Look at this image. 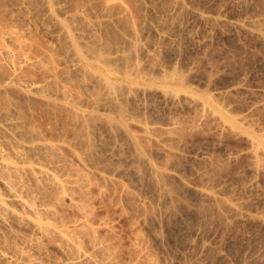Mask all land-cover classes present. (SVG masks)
<instances>
[{"label":"rangeland","instance_id":"1","mask_svg":"<svg viewBox=\"0 0 264 264\" xmlns=\"http://www.w3.org/2000/svg\"><path fill=\"white\" fill-rule=\"evenodd\" d=\"M40 1H42V0H40ZM40 1H38L39 3L37 2V4L40 5L42 3V5L44 4L43 6H45V7H43L41 5V8H42L41 9L40 6L37 5L39 7L38 8L39 10L36 8V11L39 12V14H40V12L41 13L43 12V11H40V9L44 10L43 8H46L47 4L51 3L53 6L56 3V5H54V7H52V8H53V10H56L55 12L57 14L54 13V15H56L58 18L53 15L54 11H52V13H49L51 15V17H55V22H53L52 18H50V15L47 16L48 11L46 9L45 10L47 13L45 12L46 14H44V15L42 14L43 18L45 17L46 20L44 21L41 19H37L39 21L41 20L42 22L44 21V24H47L48 28L46 25H45V27L47 28V30L49 32L46 30V28H44V30H43L44 24L41 23V21L38 22L36 19H34V17L36 15H38V14H36V12H34L35 7H37V6H35L34 8L33 7L31 8V11L34 12V14H36V15L32 14V12L29 11L30 9L27 8L28 16L30 15L29 17L31 18V16L34 15L32 18L36 22L35 21H32V22H35L34 23L35 25L32 24V22L30 21V20H32V18L30 19L28 16H25L26 10L24 12V17H27L28 19L26 21L27 23H25V22H23V23L26 24V27H27V25H29L27 28L31 27L30 28L31 30H32V27L35 30V26H38L39 29H37L38 28L37 27L36 28L37 30L35 31V33L38 32V30H40V29H41V31L46 32V33H43V35L39 34L40 31L38 33H36L35 35L38 34L37 37L38 38L41 37V40L43 43L41 42L40 39H38V40L41 43L39 41L37 42V40H36V42L39 43L38 44L39 46L41 44L46 43L45 45H43V47L45 46L44 48L47 51H48V49L51 48L52 50L50 49L49 52H52L53 54L56 53L55 56L58 57L57 58L58 60L56 59V61H55L56 57L53 58L54 60H52V63L54 62L53 65L54 64L58 65L56 68L59 69L62 66L60 68L62 71L65 66L67 68L69 66V69H70V68H72V65L74 64V63L71 64L72 63L71 58L69 60V57H70L69 53L71 51L69 52V50H68V48H69L68 45L70 43V40H67L66 36H64L65 35L64 30L66 29V27H67V29L68 28L71 29V31H72V32L70 31L71 36H72V34H74L75 36L80 37V38H77V40H75L76 37L74 35L73 36L75 38H72L73 36L72 37L70 36V38L72 39L71 41L72 42L74 41L73 43L75 44V46L77 43L78 50L80 48H82V50L80 49V51L81 52L85 51L84 53H86V54L83 53L84 58H86L85 55L87 56V58H88V56L90 57V55H91L92 59L94 58L91 61V64H93V65L95 64V66L97 64L94 61L97 62V58H98L97 55L98 54L97 55L94 54L95 53L94 49H97L96 53H97V51L100 52L101 50L99 51L98 47L94 48L93 49L94 51L91 49L93 47H95L96 45L99 46V45H101V43L103 44L104 40H106L107 37H108V39L105 42H108L107 44H109L110 43L109 37L112 36V32H113L112 30H114L115 34L118 32L117 36L114 34L115 38L119 36L122 39L120 40L117 38L116 39L117 41H116L115 38H113L114 36H112V41H111V37H110V41H111L110 44H113L112 42H114V44L116 42H117L116 44H122L120 46L123 49L121 47H118L119 50H120V48L122 49V50H120V53L124 49H125L124 51L127 52L126 54H125V52H123V55L121 54L122 58L124 57V55L126 56V58L124 57L123 60L126 59L125 61L128 60L131 62L136 61L137 57H135V59H133V56H131V55H133L132 54L133 52L131 51V50H133V48L130 45H128V46H130V48H132L129 50L128 46L126 45V43L130 44V41L129 40L127 41V39H125V38L126 37L129 38L130 36L126 35L127 34L126 31H128V30L126 29L125 25L118 23L119 21H115L116 18L113 17L115 19L114 20L112 17H110L113 15L105 16L102 14L101 16H103V17L101 18L100 14L102 11L99 13L97 12V10L98 11L101 10L98 7L99 5L96 3L97 0L96 1L95 0H88L89 2L87 0H85V2H83L84 0H82V1L79 0V2L76 0V2L79 3V7L81 6V9H83V11L81 9H76L75 7H73L71 2H69L67 0H62L63 2L61 0H58V1L52 0L53 2L51 0H45V2L42 1L41 3H40ZM70 1H72V0H70ZM73 1H72V3H75V1L74 2ZM80 1H81V4H80ZM86 1H87V3H86ZM94 1L96 4L94 3V6H93ZM137 1H139V0H136L135 3H137L138 6L140 3H141L140 7L143 4V7H141L143 9H141L142 11L140 10L141 12L139 11L141 14L140 13L137 14L136 11H135V13H133L134 10L140 9V7H137V9L133 8L134 10L131 9L132 10L131 13L135 14L134 15V19L136 18L135 21L138 20V22H139V23L137 22L138 24L136 25V22L133 21L134 23L133 22H131V23H133L134 25H132V24L131 25L134 28L137 26L135 28L138 31L137 32L135 30L136 33L139 34L137 36V40H138V38H140L139 39L140 41H138L139 43L137 45L142 46V47L140 46V48L137 47L138 50L140 49L139 52L136 51L137 53H139L138 54L139 56L137 54L134 55V56H136V55L138 56L137 61H136V63L137 62L138 63L133 64V62L132 63L129 62L130 64H127L128 63L127 62L126 64L129 65V67L126 66L124 64L125 61H123L120 58L121 57L120 53L118 54L117 51L115 52V50L117 49L116 46H118V45L113 44L114 46L111 45L113 47H110L109 46L110 44H109L108 46L114 52H112V54H111V50L108 47L107 53H106L107 56L104 53L106 51L105 50L106 48L104 49L105 51H102L101 53H103L105 55V57H107V58L110 57V59H112V57H113V59H116V60L119 58V59H121L120 61L122 63L119 60L118 61H116V60L112 61L111 60L113 67H114V64L116 67L119 66V67H117V69L111 67V68H113V70L110 69L111 64L108 65L109 68L107 65H106L107 67H105L104 64H103V67L101 64H100V66H97L98 69L101 68V69H99V71H101V73L104 76L107 75L106 77L113 80L112 82H113L114 86H117L119 84L118 82L120 81V84L122 85V87L119 88L118 95L120 97L123 94L121 96V98L117 99L118 96L116 95L114 98H116L117 100L114 99L115 104L112 103L109 96H106L110 92L106 93L108 90H105V92H104V89H106L105 87H107L106 84H104L105 82H103V83L100 82L101 83L100 85H99V82L96 83V85H95L96 89L91 88V90L94 89V91L92 90V92L96 93L95 94L96 98L98 97L97 95L101 94L102 97L99 95L101 98L98 97L97 99L93 98L94 93H92L90 89H89V91L92 93L91 95H90V92L89 91L87 92V90L85 91L84 88H82V86L79 89L78 85H81V84L77 85L78 80L77 81L75 80L76 81L75 83L77 85L76 89L78 88L77 91L83 89V91H85V92L84 93L82 92V94L77 92L76 89L73 88L72 84H70L68 82H67L68 84L66 83L67 88H68L69 84L72 86L71 87L69 85V88H73L77 92L76 94L78 97L81 95L79 98H82V95H83V98L91 96V98L94 100H98L100 98V100L102 101L101 102L100 100H98L97 101L98 105L95 104L96 107H95V105H93L92 107L91 106L89 107V106H86L85 104H81L82 107L81 106L76 107L77 105L75 106L76 109L85 110L84 112L85 113L87 112V114H89V112L93 113V114L90 113V116H92L94 118V116L96 115L97 116L96 119H98L97 122H96V120H95V122L92 121L95 118L90 119L91 122L95 123V124H90L91 126H89V124L85 125L84 129L86 128V126H89V127H87L88 129H85V130L88 131L89 132L88 134H90V135L85 133L86 131L83 133H82V131L80 132L83 134V136L85 134H87L86 136L90 137V138L89 137L87 138L86 136L83 137L85 139L84 141H86L87 144L84 141L82 142V137H81L82 143L79 141L80 144L78 143L79 145L76 144L77 146L76 145H75L76 147L74 146L76 149L72 148L73 146L68 148L69 144L72 142V141H70V140H72L71 136L73 133V132L71 133V130L73 131V129H75L74 131L78 132L76 129H79V128L75 127L74 124H73L74 126L71 124L74 122H70V121H73V118H71V119L69 118V117H71V114H73V113H69V112H71L75 109V107L70 102H65L66 103L65 105L67 106L66 107V106H64V102L59 101L58 103L62 104L64 107L62 108V105L61 106L59 105V108H57V111L62 112L65 108L67 110V108H70V106L72 105L71 108L68 109L69 114H66L67 116L70 115L69 117H67L64 113L60 114L59 112L57 113L58 115L56 114L57 116H54L55 114H53V113H55L57 111L56 110L54 111L53 109L48 108L50 111L53 110V112L52 111L50 112L48 109L45 108L46 106H44L42 101H41L42 103L40 101H38L37 104H35V105L31 104V101H30V102L26 103V105H28V106L31 105L28 108H27V106L25 107L24 103H20V105L22 104V106H20L18 104L19 105L18 107H22V108L24 107L25 108V111H23V112L21 111L22 108H17V107L11 108V105L13 106V103H11L8 106V108L9 107L11 108V111H14L11 113L15 114L16 112L20 111L19 113L21 114V116H23L24 114L27 113L26 114V115H28V116H26L27 118L25 117V115L22 117L25 123H27L26 121L28 120L27 124L29 126H27L28 127L27 129H29V127L31 128L32 125H34L33 127H35V129L32 128L34 130H32V129L31 130L33 132L36 131L37 134L39 132H41L40 134H38V137L41 135L39 137L40 140L37 141L38 140L37 139L36 140L37 142L35 141L33 143V145H38L39 143H41L42 145L47 144V145L53 146L55 144V146L56 145L58 146V145H64V143L61 144L60 142H65V144H66L67 142L70 141L68 143V146H67V144L64 145L65 146V149H63L64 151H59V150L56 151L55 150L56 151L55 152V151L51 150L52 151V153H51L49 150H46V151H40V154L39 153L33 154L32 152H30L28 150V148L31 147V145L30 144L26 145L24 143L21 144L23 140H20V136L18 134H16L17 131H15L13 128V130L15 131V134H16L15 135L12 128L10 127L12 130L11 131L9 129V126H7L11 122L13 123V122L17 121L15 118V115L17 113L15 115H13L15 121H12L13 116H12V114L11 115L8 114L10 112V109L7 108L8 109L7 114L9 116H11L12 118L11 117H9V118L4 117L6 119L5 120L3 117H1V115H3V113H2V107H0V109H1L0 111L2 113L0 115V159H1L0 160V169H1L0 170V264H149V262H151L150 264H264V225H262L263 221H264V176L263 175L262 176H256V177H255V175L252 176L251 172L248 170V168H249L248 163H250V162H248L249 158H248V154H246L248 151V149H247L248 146L246 145V142H245L246 140L244 139V138H246V137H244L245 135H243L244 138L242 136H238V135H237L238 137H236L235 134L234 135H228V136L226 135L227 138L225 137V135L224 136L220 135L223 137L222 138L219 136V133L217 135V132L214 131L215 126H214V124H212L213 122H211V121H209L208 124L202 122L201 123L202 125H200L201 126L200 127L198 125L200 123H198L197 121L195 123V120L193 117L194 111H190V110H192L191 108H188V106H184L186 104H184V102H181V101H183L182 99H180L181 103H178L179 101L177 102V104H178V105L176 104L177 107H175L176 105H173V107H170L172 104L169 105L170 104L169 101L167 102L168 99L163 98V94H165V92L167 90L164 92L163 90L165 88H163L162 84H161L162 83L161 79H163L162 78L163 76L165 77V74L167 73L168 70H170V73L168 71V74H166V75H169V74L172 75L173 73H175V71H177L179 69L180 72L177 71V73H176L177 76H174L175 74H173L174 80L178 76H180L181 78H183V76L185 78L187 77L186 80H187L188 84L185 80V82H186L185 85L187 84L186 87L189 90L191 88V91H194V92L196 91L195 97L198 100L201 101L204 99H209L211 102H213L216 105L218 103L217 106L215 105L217 108L223 107L224 109L223 110L221 109V110L223 112L226 111V113L224 112L225 114H227V112L230 111V112H228V114L232 115V117L234 116L233 118H236V119H242L243 116L247 117V115L249 114L250 117H252L251 121L254 123V124L252 123V125L253 126L257 125L255 127H253V129L255 128L256 130H258V133H259V130L260 131L262 130V132H264V49L262 47L264 45V43L257 41V39L254 40L255 38L252 36H249L250 34H248V32L246 30L238 27L239 25L243 24V21L245 23H247V22L251 23L254 21H258V19L260 20L262 18L261 16L264 13V11H263L264 10V7H263L264 6V0H177V1L176 0H142V1L140 0L141 1V2L139 1L140 3ZM46 2H47V4L45 5ZM66 2H68V4ZM82 2L84 4L86 3L85 4L86 6H84V4ZM97 2H101V0L97 1ZM180 3L181 4L184 3L183 7H182V5H180ZM69 5H71V6H69ZM82 5H83V7H82ZM96 5H98V6H96ZM4 6H7V0H6V5H4ZM4 6L0 7L1 9H3V10L0 9V11L2 13L4 12V14L1 13V15H3V16L6 15V16H4V18H7V16H9V14L12 10V7L10 5H8V7H5L9 10V14H6V12H8V10L5 9ZM95 6L97 9L92 8ZM47 7H48V5H47ZM71 7H73V8H71ZM54 8H57V9H54ZM66 8H68L69 10L71 8L72 9L71 12H67L68 9H66ZM74 8L76 9V12H75ZM196 8H197V10H196ZM4 9L6 11H4ZM23 9H24V7H23ZM73 10H74V12H72ZM79 10H81V11H79ZM60 11L63 12V14ZM77 12H79V13H77ZM89 12H91V13H89ZM180 12H182V14ZM42 15H40V16H42ZM71 15H75L76 17L75 16L73 17ZM69 16L71 17V20H70ZM132 16L133 15L131 14V20H134ZM47 17H49V19ZM81 17L83 19H81ZM106 17L107 18L110 17L109 20H111V22L115 24V27H118L121 24L119 26L121 28V30H120V28H117L118 30L115 31L116 28L114 26L113 27L115 29L111 28L110 26H112V24L110 23V21L108 19H106ZM4 18L1 17V19H3L2 21L0 19V21H1L0 27L1 28L7 29L6 25L9 26L11 24L13 26L15 24L14 21L10 17H9V19L8 18L7 19L8 20L11 19L13 21V23H11V20H10L9 24L6 23L8 21ZM38 18H41V17H38ZM56 18L58 19V21H60V22H58V25L60 23L62 24L61 26H59L60 28L56 24L57 23ZM72 18L73 19L77 18L78 22L75 23V21H76L75 20L72 23L71 22ZM111 18L118 24V26H116L117 24L114 21H112ZM202 18L203 19L205 18V21ZM212 18L218 19L217 21H219V22L217 23L216 20L214 21V20H212ZM262 19H264V18H262ZM80 20L84 24L85 28L82 26L83 24L80 23ZM249 20H251V21H249ZM3 21H5V22H3ZM63 21L65 22L64 23L65 27L63 26V23H62ZM68 21H69V24H68ZM19 22L20 21L16 22V24H15L16 27H15V25L13 26L15 28L14 30H17V28H18L17 31H20L21 28L22 29L24 28V30H21L22 33L24 32L23 36L28 38L26 36L27 33L25 34V32L27 31L29 33H32L30 35L36 38V36H34V34H33V30L32 31L28 30V29L26 30L25 27H21L22 24L20 25ZM29 22H31V23H29ZM37 22H38V24H37ZM47 22L48 23L52 22L53 25H52V23L48 24ZM85 22L87 25L91 24V26L95 24L92 27L90 26V29L92 30V28H93V30L96 33V34L91 33V34H93V36L95 38L99 37L101 39H103V38H106V39H104V40L100 39L101 40L100 41L101 43L99 42L100 44H98L96 42V45H95V43L93 45L92 42H90V41L93 40V42H95V38L93 36L91 38H94V39L89 38L91 36V34H90L91 30L89 28H87V29L90 30V31L88 30V33L90 36H87V33H86L87 32L86 31L87 25L85 24ZM206 22H207V24H206ZM220 22H223L222 25H220L221 24ZM2 23L3 24L6 23V25L5 24L3 25ZM66 23L68 26L65 25ZM107 23L109 25L108 29H110V30L112 29L111 30L112 32L111 31L109 32V31H107L108 29L107 30L105 29L108 26L104 28V26H106L105 24H107ZM25 24H24V26H25ZM103 24H104V26H103ZM214 24H216V25L213 27ZM2 25L5 27H3ZM19 25L21 28L18 27ZM31 25H33V26H31ZM54 25H56L57 27ZM225 25H227V26H225ZM234 25H237V26L235 27ZM12 26H11V29H12ZM40 26L42 28H40ZM62 26L65 29H63ZM94 27L96 30L94 29ZM123 27H125L124 29H126V31L123 30L126 37L124 36V34L123 35L121 34V33H123L122 32ZM216 27H218V28H216ZM73 29H74V31H73ZM9 30H10V28H9ZM59 30H61V32L58 33ZM139 31H140V33H139ZM105 32H108L111 35L110 34L107 35ZM29 33H28V35H29ZM60 33H62L64 35H62ZM85 33H86V35H84ZM104 33L106 34V36ZM240 33H243V34H240ZM98 34L100 36H102L101 34H104V36H102L103 38L100 37ZM39 35H41V36H39ZM45 35H46V37H45ZM82 35L84 37H82ZM95 35L96 36L98 35V36L96 37ZM250 37H252V38H250ZM31 38L32 37H30V40H31ZM58 38H60V39L62 38V39L59 40ZM137 40H136V43H137ZM96 41H97V39H96ZM123 42L124 43L126 42V43L124 44ZM59 43H61V44L65 43L64 45H66V47L67 46L68 47L67 48L64 47L63 44H62V46L58 45ZM256 43H257V45H256ZM107 44L105 45L106 47H107ZM53 45L56 47H59V46L60 47L57 48L58 49L57 50L56 47L54 48ZM124 45L126 46V48ZM78 46H80V47H78ZM145 46H146V49H144ZM9 47H10V45H9ZM88 47L91 49L89 50ZM61 48H63L64 50L66 48L67 53L69 52L68 53L69 57L66 56V54H67L66 51L64 52L65 55L63 54V51H59ZM83 48H87L86 49L87 52ZM41 49H42V47H41ZM45 49H42V50H45ZM69 49L71 50V47ZM108 49L110 50V52L108 51ZM54 50H55V52H53ZM91 51H93L94 53L91 54L92 53ZM142 51H143V53H142ZM258 52H259V54H257ZM52 53H50V54H52ZM87 53H90V55L89 54L87 55ZM108 53H110V55H108ZM129 53H131V55H128ZM260 53H263V54H260ZM142 54H144V55H142ZM151 54L153 55L154 58H156V60H157L156 64L157 65L152 62L154 60V58L152 57ZM92 55H93V57H92ZM94 56H96V60H95ZM114 56H115V58H114ZM253 56H254V58H253ZM52 57H53V55H52ZM65 57L68 59H65ZM127 57H132V58H130L132 60L127 59ZM91 58H88L87 60L90 62ZM150 58H151V60H150ZM152 58H153V60H152ZM68 60L70 62L65 64V62H67ZM114 61L116 63H113ZM154 62H155V60H154ZM140 63H141V66H143V67L145 66V67L144 68L141 67ZM121 64H123V65H121ZM135 65H138L139 68L141 67V69H143L142 70L143 72H146V73H144V76L141 75L142 72L140 73V75L136 74L140 77V79L135 74L134 75L136 76V78H135V76L131 75V73L132 74L136 73L135 71H133V69L135 70L136 67L132 68L130 70V68L132 66H135ZM125 66H126V73L124 71ZM158 66H159V68H158ZM176 67H177V69H176ZM8 68L11 69L10 67H8ZM105 68H107V69H105ZM118 68H120V69H118ZM174 68H175V71L173 70ZM109 69H110V71L112 70V72L116 71V73H112V72L108 71ZM144 69H146V70L144 71ZM148 69H150V71ZM157 69H159V71L163 70L162 71L163 76L161 74V71L159 72V71H157ZM25 70H27V69H25ZM30 70H29L30 75L28 74L30 79H33L35 75H36V77H35L36 79L34 78V80L38 81V79L39 80L43 79V77H44L43 74H40V75H42L41 76L42 79L39 78L40 77L39 73H41V71L38 70L39 71V73H38L37 69L32 70V72ZM118 70H120V71H118ZM35 71H37L36 73H38V74L34 75ZM121 71H123V73ZM129 71H133V72H131L129 74ZM26 72H24V75H22L24 79L26 78V76L28 79V75H26L27 74ZM164 72H165V74H164ZM171 72H172V74H171ZM203 72H204V74H203ZM31 73L34 75L33 78H31V75H32ZM205 73H207L208 75H206ZM145 74H147V75H145ZM149 74H152L151 77L153 76L154 79L151 78ZM181 74H182V76H181ZM210 74H213V75L211 76ZM185 75H187V76H185ZM196 75H197V77H196ZM159 76L161 78H159ZM142 77L144 78V83L142 82V80H143ZM170 77L168 76V78H170ZM23 78H21V81H20L21 84H23L24 81H26ZM141 78H142V80H141ZM148 78L151 80L153 79V80L150 81ZM214 78H215V80H214ZM146 80H147V82H146ZM73 81H74V79H73ZM103 84L105 85V87ZM73 85H74V83H73ZM96 86H98V87H96ZM123 86H125V87H123ZM131 87H132V92H131ZM140 87H141V90L139 89ZM142 87L144 88L143 91H142V89H143ZM237 87H238V89L243 90V91L240 90L242 93L240 94V91H238V93L235 92L237 95L235 93H232V96H230L231 93L228 94L229 92L227 90L230 91V90H233L234 88H237ZM121 88H123V91H120ZM124 88H126V89H124ZM153 88H156V89H153ZM170 90L172 91V94L179 93L178 95L180 98L182 95H184V92H185L184 90H182L180 88L177 89L176 87H174V88L172 87L171 89H169L168 90L169 93H171ZM69 91L72 92L70 89H69ZM95 91H97V92H95ZM207 91H208V93H207ZM99 92H101V93H99ZM221 92L226 94V95L228 94L227 97L221 96L222 95ZM73 93H74V95H76L74 91H73ZM78 93H79V95H78ZM102 93H103V95H102ZM220 93H221V95H220L221 97H219ZM127 94H130L131 96L127 95ZM43 95L48 96L49 94L47 92H45ZM92 95H93V97H92ZM138 95H139V97H138ZM207 95L210 97L212 95L214 97L216 96L217 99L219 98L218 101H220V102H218L217 99L214 98L213 96L210 98ZM110 96H112V94ZM113 96L111 98L112 101H113ZM106 99H107V101H106ZM37 100H35V101H37ZM122 101H124L123 102L124 104L122 103ZM110 102H111V104H110ZM215 102H217V103H215ZM33 103H35V102H33ZM39 103H41V104H39ZM68 103H69V105H68ZM119 103H120V105H119ZM121 103L125 107L127 106L126 108H128L129 110L131 109V110L128 112V110L126 111V109H122V107L123 108H125V107L122 106ZM23 104H24V106H23ZM117 104L119 106L118 110H116L117 107H115V105L117 106ZM83 105H85L87 108L83 107ZM14 106H17V104ZM120 106H121V109L126 112V115H128L130 112H133L134 116H136L137 118H140V120H141V118H142V120L144 119L143 122H145V123L148 122L147 125H149L150 127L153 126V128H154L156 126L157 130H163V127L169 128L168 127L169 121L175 122L173 124H176V122H177L176 126H177L178 133L177 132L176 133L179 134L178 136L181 135L180 136L181 138L176 139V137H174L176 139V142H177V140H179V143L177 142L178 145L176 143H174V144H176V145H174L176 147H173L174 157H172V159L173 158L174 159L173 160L170 159L171 160V162H169L170 165L167 161V165H168V168L170 167V171H169L170 173L174 174L181 182H183V183L186 182L185 184H187V185L190 184L189 188L186 189L187 192L185 191L184 188H181L182 184H181V186H179L180 188H176L173 190L174 193H172L173 195L171 198L175 197L176 195L177 196L179 195L178 197L176 196L178 198L179 202H178L177 198L175 197L174 199H176V202L174 201V203H173L172 201L174 199L173 200L169 199L168 197L163 195L161 190L159 191V189L156 188L151 177H149L150 174H149V170L147 169V165L145 163H143L142 161H139L137 159V155H136L137 153L135 151H133V149H134L133 143L131 142L133 145V147H132L130 142H129L131 140L128 141V139H126L129 137L127 133L131 134V132H132V133L138 134L136 132L137 131L136 126L134 127L135 124L131 122V121L136 120V119L133 118V120H131V117H133V115L131 116L129 114L130 116L129 115L127 116V117H130V119L127 118V120L129 119V121H127L126 118L124 119V121L125 120L127 121L126 125H125V122L123 120L119 119L120 118L118 116L119 112L117 115L115 114L116 111L120 110L119 109ZM79 107H81V109ZM253 107L255 108L256 111L254 110ZM175 108H176V110H175ZM182 108H184V109L182 110ZM16 109H17V111H16ZM26 109L27 110L29 109V110L27 111ZM61 109H62V111H61ZM187 109H189V110H187ZM253 111L255 113H253ZM127 112H128V114H127ZM231 112H232V114H231ZM65 113H67V111ZM111 113H113V114H111ZM188 115H190V116H188ZM24 117H25V119H24ZM32 117H34V118H32ZM43 117H44V119H43ZM92 117H90V118H92ZM105 117L111 118L113 124L119 120L118 123L113 125V126L116 125V128L115 127L114 128L109 127V129H110L109 130L107 128L108 126L103 125V124H105V121H104L106 119ZM117 117H119V118H117ZM187 117H189V118H187ZM22 118H21V120H22ZM7 119H12V120H7ZM59 119H62V120H59ZM65 120H67L68 122ZM8 121H11V122L9 123ZM6 122L9 124H7ZM29 122H32L31 126H30ZM133 122H135V121H133ZM182 122H183V124H182ZM87 123H89V121ZM180 123L182 124V126ZM66 124H67V126H66ZM69 124H70V126H69ZM127 124H128V127L130 130L126 127ZM189 124H191V125H189ZM211 124H212V126H211ZM37 126H39V127H37ZM117 126H120V127H117ZM50 127H51V129H50ZM69 127L71 130L69 129ZM72 127H73V129H72ZM178 127H179V129H178ZM62 128H63V130H62ZM89 128H90V130H89ZM158 128H161V129H158ZM206 128H207V130H206ZM180 129H181V131H179ZM38 130H39V132H38ZM183 130H185V131H183ZM4 131H5V133H4ZM42 132L43 133L45 132V134H43ZM113 133H114V135H113ZM176 133H175V135L177 136ZM60 135H62V136H60ZM125 135H127L128 137ZM175 135H173V136H175ZM259 135L264 136V133H259ZM15 136H17V137H15ZM233 136H235V137L233 138ZM219 137H220V139H219ZM48 138H49V140H48ZM87 139H89V141ZM65 140H67V142ZM7 141H8V143H7ZM3 142H5V143H3ZM88 142L91 143L92 146H94L96 148V149L94 147L92 148L93 152L91 149L92 146H90V148H89V146H87L89 148V150L91 151V152L89 151L90 153L87 152L86 145H89ZM43 143H45V144H43ZM84 143H85V147H83L84 145H82ZM160 146H158V147H160ZM9 147H11V148H9ZM19 148H20V150H19ZM21 148L23 150H21ZM71 148L74 149V151L72 150L73 152L70 151ZM154 148H156V147H154ZM174 148L175 149L178 148L179 151H178V149L174 150ZM10 149H13V150H10ZM66 149H67V151L69 150V152L72 154H69L68 152H66L65 151ZM6 150H7V153L5 152ZM16 151H17V153H16ZM10 152H12V153H10ZM152 152H154V153H152ZM152 152L147 154V158L149 157V160H152L151 162H153V163L155 162V164H157V162H159L160 158L156 157L155 151H152ZM174 153H176L177 155ZM29 154H31V156H34V157H30ZM93 154H94V156H93ZM16 155H18V156H16ZM135 155H136V157H135ZM181 155H183V156H181ZM3 156H5V157L3 158ZM52 156H54V157L52 158ZM57 156H59V157H57ZM211 156H212V159H216L215 161L217 163H218V161H220L219 164H221L222 169H224V170H222V169L220 170L222 172V175H221V172H219L220 175L219 174L216 175L214 178L215 181L213 180L214 182H216L215 184H213L214 185L213 189L215 190L214 191L212 189L213 192H216V194L219 195V197L221 194V196L224 200H227L229 198L228 200H231L233 202L235 201V203H238L236 205H238L239 211L240 212L243 211L245 214L248 213L250 216V219H252V220L254 219L253 221L248 220V219L244 220L243 218L242 219L238 218V217H236L237 215L235 216L234 213H233L234 214L233 215V214H231V212L229 213V211H227L225 209L221 210V213L225 212L223 215H221L219 213L220 210H219V212L217 210L214 211V209H216L214 206H212L211 209H213V207H214L213 211L218 213L217 216H216V213H214L211 209H209V210H211V212H209L211 214L208 213V218L203 220V218L200 216V218H202V219L198 220L199 215L196 216V214H195V213H197L196 210L198 207L194 208L193 206H195V205L198 206L197 203H199V202L197 201L198 199H196L197 197L194 195V193H192V191L194 192L195 189L202 187L203 184H205V182L203 184H202V182H198V177L202 173L201 170L204 171V169H201L203 167H202V165L200 166L199 161L201 159L202 160L208 159V158L210 159ZM11 157H13V158H11ZM42 157H44V158H42ZM46 158L48 159L47 161H46ZM230 160H231V162H230ZM133 162H135V164H133ZM27 163H29V164H27ZM42 163H43V165H42ZM161 163L165 164L161 160V162L158 163L157 165H159ZM118 164L119 165L121 164V165L119 166ZM61 165H63V166L61 167ZM145 165H146V167H145ZM223 165H225V167H227V168H225ZM1 166L4 168H2ZM24 167H25V169H24ZM58 168H60V169H58ZM17 169L19 171H17ZM196 172L198 174H196ZM10 173H12V174H10ZM19 173H21V174L19 175ZM75 176H76V178H74ZM77 177H81L80 178L81 181ZM82 177H83V179H82ZM11 178H12V180H11ZM218 178H220V179H218ZM5 179H8V180H5ZM86 179H87V181H85ZM36 180H37V182H36ZM49 180H51V181H49ZM8 181H11L10 184ZM199 181H200V179H199ZM13 182H14V184H13ZM40 182H42L43 185ZM36 183H37V185H36ZM72 183H74V184H72ZM178 183L180 185V182H177V184ZM17 184H19V185H17ZM49 184H50V186H48ZM7 185H9V186H7ZM213 185H212V187H213ZM205 186H206V184H205ZM190 187L191 188L193 187L194 189L193 188L191 189ZM174 188H175V186H174ZM185 188H187V187H185ZM64 189L66 192L64 191ZM177 189H179V190L184 189V190H182V192L180 191L178 193L179 190L176 191ZM189 189H191V190H189ZM32 190H34V191H32ZM39 191L41 192V195L38 194V193H40ZM217 192L218 193L220 192V193L218 194ZM180 193H183V194H180ZM184 193H186L187 195H184ZM160 194H162L163 196ZM40 196H42V197H40ZM43 196L47 197V198H43ZM182 196H184V197H182ZM224 196H226V197H224ZM184 198H186V199H184ZM44 199H46V201ZM180 199L181 200L184 199L185 201L182 200V201H184V202H182ZM194 199H196L197 202H194L195 201ZM180 201L182 203H184L183 205L185 207H187L185 202L187 203V205H191V207L188 206L189 211L183 205H182L183 208L181 207L182 203H180ZM25 202H26V204H25ZM178 203L180 204V206ZM194 203H195V205H194ZM52 205H54L53 206L54 208L52 207ZM209 206L211 207V205H209ZM192 207H193L195 212L193 211ZM33 209H34V211H33ZM47 209H48V212H47ZM51 209H53V211ZM30 210H32V211L30 212ZM191 210L194 212V215H193V212H190ZM212 214H213V216L215 215L212 218L213 220L210 219L211 217H209L210 215L212 216ZM219 215L223 218H221ZM218 216L221 218L220 220H222L223 222L217 218ZM51 217H53V218H51ZM39 219H41V220H39ZM29 220H30V222H29ZM202 221L208 222L207 224H209L211 226H208V225L205 226L206 224L203 225ZM260 222L262 223L261 225H260ZM48 224L50 226L46 227V226H48ZM83 224L85 225V229H84L85 231L84 230L83 231L86 232V234L84 232H79L80 234L79 233H71V236H73V237H70V239H68L69 237H67V238H65V240L63 239L64 237L62 238L61 235L60 236L58 235L59 231L61 232V230L67 231V229L69 228V231H72V230H74V227L76 228L77 225L80 226ZM39 225L41 226V228L39 227ZM71 227H73V228H71ZM47 229H48V231H47ZM107 230H108V232H107ZM46 232H48V233H46ZM110 232H111V234H110ZM54 233H55V235H54ZM90 240L91 241L93 240V242H91ZM97 240H98V243H96ZM103 243H105V244H103ZM39 244L41 247L39 246ZM106 245H107V247H104ZM98 246L99 247L103 246V248H108V250H106L107 254H105L103 256L102 253H98V251H97L99 249Z\"/></svg>","mask_w":264,"mask_h":264},{"label":"bare ground","instance_id":"2","mask_svg":"<svg viewBox=\"0 0 264 264\" xmlns=\"http://www.w3.org/2000/svg\"><path fill=\"white\" fill-rule=\"evenodd\" d=\"M38 1H40V0H38ZM37 0H7V6H4V5H6V0H0V7L2 6H4V8L5 7H8V5H10L11 7H12V10H11V12H10V14H9V10L7 9V8H5V9H7L8 10V12H6V14H9V16H7V18L9 19V17L14 21V23L16 24V22H18V21H20L19 23H20V25H21V27H25L26 28V30L28 29V30H31L30 28L31 27H29V28H27L29 25H27V27H26V24L25 23H27L26 21H27V17H24V12H25V10H26V12H25V16H28V14H27V8H29L30 10L29 11H31V8L33 7H35V6H37V5H39V4H37V2H38ZM42 1H44L45 2V0H42ZM42 1H40V3L42 2ZM52 1V0H51ZM58 1V0H57ZM62 1V0H61ZM67 1H69V2H71V4H72V6L73 7H75L76 9H81V6L79 7V0H77L78 2H76V0H74L75 1V3H72V1H70V0H67ZM73 1V2H74ZM82 1V0H81ZM81 1H80V4H81ZM88 1V0H87ZM87 1H86V3H87ZM96 1V0H95ZM95 1L93 2V6H94V3H95ZM97 1H100V0H97ZM96 1V3L99 5H96V6H98L101 10H97V12L99 13V12H101V14H100V16L103 14V15H105V16H109V15H113V16H110V17H114V18H116V20L115 21H119L118 23H121V24H124L125 25V27H126V29L128 30V31H126V29H124L125 27H123L122 28V32H123V30H125L126 31V35H129L130 37L128 38V37H126V35L124 34V32L123 33H121L122 35L124 34V36L126 37L125 39H127V41L129 40L130 41V44H127L126 42V45L128 46V45H130L132 48H133V50H131L133 53V55H131V53H129L128 55H131V56H133V59H135V57H137L138 58V54L139 53H137V52H139V50H138V48L137 47H139L140 48V46L139 45H137L139 42L138 41H140L139 39L140 38H138V40H137V36L139 35L138 33H136V31H137V29H135L132 25H134L133 23V21H135V19H134V15L135 14H133V13H135V11H136V13L138 14V13H140L142 10L141 9H143V8H141V7H143V4H142V6L140 7V2L142 1H137V2H139L140 4H139V6H138V4L137 3H135L136 2V0H101V2H97ZM177 1V0H176ZM43 2V3H44ZM53 2V1H52ZM63 2V1H62ZM83 2H85V0L83 1ZM82 2V3H83ZM89 2V1H88ZM179 2V1H178ZM181 2V1H180ZM10 3V4H9ZM39 3V2H38ZM67 4H68V2H66ZM85 3V4H86ZM95 3V4H96ZM100 3V4H99ZM47 4V2L45 3V5ZM51 3H49V4H47L48 5V7H47V5H46V8H43L44 10L46 9L47 11H48V15L47 16H49L50 14L49 13H52V11H54L53 12V15H54V13H56L55 11L56 10H53V8L52 7H54V5H56V3L52 6V4L50 5ZM63 4V3H62ZM74 4V5H73ZM84 4V3H83ZM84 4V6H86ZM91 4V3H90ZM184 4V3H183ZM183 4H181L180 3V5H182V7H183ZM41 5H42V3L39 5L40 6V8H41ZM44 5V4H43ZM42 5V6H43ZM59 5V4H58ZM89 5V4H88ZM179 5V4H178ZM177 5V6H178ZM21 6V7H20ZM69 6H71V5H69ZM96 6L95 7H92V8H96ZM149 6V5H148ZM23 7H24V9H23ZM43 7H45V6H43ZM61 7V6H60ZM63 7V6H62ZM68 7V6H67ZM73 7H71V8H73ZM82 7H83V5H82ZM89 7V6H88ZM137 7H140V9H137ZM264 7V6H263ZM26 8V9H25ZM36 8L38 9L39 7L37 6V7H35V11L34 12H36V14H38V15H36V14H34V12H32V14H34V15H36L35 17H34V19H41V20H46L45 19V17L43 18V15L44 14H46L47 12H46V10L44 11V10H41L40 9V11H43L42 13L40 12V14H39V12H37L36 11ZM70 8V10L68 9V8H66V9H68L67 10V12H71V9ZM74 8V10H75V12H76V9ZM86 8V7H85ZM90 8V7H89ZM133 8H136L137 10H134ZM262 8V7H261ZM1 9V8H0ZM4 9V11H6ZM54 9H57V8H54ZM97 9V8H96ZM134 10V12L133 13H131L132 12V10ZM200 9V8H199ZM1 10H3V9H1ZM39 10V9H38ZM74 10L72 11V12H74ZM82 11H83V9H81ZM81 10H79V11H81ZM93 10V9H92ZM91 10V11H92ZM131 10V11H130ZM141 10V11H140ZM184 10V9H183ZM196 10H197V8H196ZM78 11V10H77ZM87 11V10H86ZM138 11V12H137ZM140 11V12H139ZM148 11V10H147ZM181 11V10H180ZM264 11V10H263ZM46 12V13H45ZM61 12V11H60ZM177 12V11H176ZM185 12V11H184ZM191 12V11H190ZM1 11H0V15H1ZM30 13V12H29ZM62 14H63V12H61ZM77 13H79V12H77ZM89 13H91V12H89ZM96 13V12H95ZM181 14H182V12H180ZM2 14H4V12L2 13ZM43 14V15H42ZM57 14V13H56ZM75 14V13H74ZM131 14L133 15L132 17H133V19L134 20H131ZM141 14V13H140ZM180 14V15H181ZM184 14V13H183ZM187 14V13H186ZM189 14V13H188ZM264 14V13H263ZM262 14V18H264L263 15ZM33 15V16H34ZM40 15H42V16H40ZM52 15V16H53ZM67 15V14H66ZM76 15V14H75ZM75 15H71V16H75ZM78 15V14H77ZM96 15V14H95ZM198 15V14H197ZM261 15V14H260ZM4 16H6V15H4ZM4 16L3 15H1L0 16V19H1V17H3L4 18ZM30 16V15H29ZM28 16V17H29ZM33 16H31V18L33 17ZM54 16H56V15H54ZM104 16V17H105ZM116 16V17H115ZM137 16V15H136ZM135 16V17H136ZM196 16V15H195ZM38 17H41V18H38ZM57 17V16H56ZM70 17V16H69ZM76 17V16H75ZM80 17V16H79ZM78 17V18H79ZM103 16H101V18H102ZM109 17V18H110ZM203 17V16H202ZM206 17V16H205ZM260 17V18H261ZM7 18H4V19H6L8 22H6V23H8L9 24V21L11 20H8ZM30 18V17H29ZM30 18V19H31ZM43 18V19H42ZM48 19H49V17H47ZM50 18H52V20H53V22H55V17H51V15H50ZM58 18V17H57ZM56 18V19H57ZM60 18V17H59ZM93 18V17H92ZM100 18V19H101ZM109 18H107L106 17V19H108L109 20ZM111 18V19H112ZM138 18V17H137ZM143 18V17H142ZM200 18V17H199ZM219 18V17H218ZM261 18V19H262ZM69 19V18H68ZM81 19H83L82 17H81ZM89 19V18H88ZM112 19V21H114ZM203 19V18H202ZM210 19V18H209ZM259 20L258 19V21H254V22H251V23H249V22H247V23H245L244 21H243V24L242 25H239L238 27L239 28H241V29H244V30H246L247 32H248V34H250L249 36H252V37H254L255 39L254 40H256L257 39V41H260L261 43H264V19H262V20ZM3 19H1V21H2ZM11 20V23H13V21ZM40 20V21H41ZM51 20V19H50ZM51 20V21H52ZM70 20H71V17H70ZM76 20V21H75ZM78 19L77 18H75V19H73L72 18V23H73V21H75V23L76 22H78L77 21ZM85 20V19H84ZM204 21H205V18L203 19ZM202 20V21H203ZM208 20V19H207ZM211 20V19H210ZM212 20H216V22L218 23L219 21H217L218 19H213L212 18ZM244 20V19H243ZM0 21V22H1ZM16 21V22H15ZM29 21V20H28ZM31 22L32 21H35V20H33V18H32V20H30ZM38 22H40L39 20H37ZM44 21L42 22L41 21V23H43L44 24ZM48 21V20H47ZM67 21V20H66ZM87 21V20H86ZM110 21V23L112 24V26H110L111 28H113V29H115L116 28V30L115 31H117L118 29L117 28H120L119 26L121 25H119L118 26V24L116 25V26H118V27H115V24L114 23H112L111 22V20H109ZM248 21V20H247ZM249 21H251V20H249ZM3 22H5V21H3ZM23 22H25V23H23ZM31 22H29V23H31ZM36 22V21H35ZM35 22H32V24H34ZM38 22H37V24H38ZM58 22H60V21H58V19H57V26L59 27V26H61L62 24L60 23L59 25H58ZM84 22V21H83ZM90 22V21H89ZM107 22V21H106ZM131 22H133V23H131ZM136 22V25L139 23L138 22V20L137 21H135ZM138 22V23H137ZM215 22V23H216ZM224 22V21H223ZM223 22H220L221 24L220 25H222V23ZM6 23H4L5 25H6ZM46 23V22H45ZM48 23V22H47ZM50 24L52 23V22H49ZM48 23V24H49ZM63 23V26H64V21L62 22ZM80 23H82L81 22V20H80ZM91 23V22H90ZM103 23V22H102ZM141 23V22H140ZM209 23V22H208ZM229 23V22H228ZM3 24V23H2ZM3 24V25H4ZM14 24V25H15ZM24 24H25V26H24ZM42 24V25H43ZM55 24V23H54ZM68 24H69V21H68ZM83 24V23H82ZM85 24H86V22H85ZM114 24V25H113ZM132 24V25H131ZM206 24H207V22H206ZM213 24V23H212ZM211 24V25H212ZM2 25V26H3ZM13 25V26H14ZM18 25V24H17ZM20 25L18 26L19 28H21L20 27ZM35 25V24H34ZM41 25V24H40ZM45 25L47 26V24H44L43 25V30H44V28H46L45 27ZM52 25H53V23H52ZM66 26H68L67 25V23L65 24ZM74 25V24H73ZM87 25V24H86ZM95 25V24H94ZM94 25H92V26H94ZM106 26H104V24H103V26H104V28L105 27H107V28H105L106 30L109 28V25H108V23L107 24H105ZM216 24H214L213 25V27L215 26ZM1 26V25H0ZM11 24L9 25V26H7L6 25V27H7V29H3V28H1L0 27V107H2V113H3V115H1L2 113H1V111H0V115H1V117H5V118H9V117H11V116H9L8 114H12V116L13 115H15L16 113V115H15V118H16V122H11V121H8L9 123H7V124H9V125H7V126H9V129L11 130V128H12V130H13V128H14V130L15 131H17V133L16 134H18L19 136H20V140H23L22 141V143L21 144H26V145H28V144H30L31 145V147H29L28 148V150L30 151V152H32L33 154L35 153H39L40 154V151H46V150H49L51 153H52V151H64L63 149H65V146L64 145H66L67 144V146H68V143L70 142V141H72L70 144H69V146H68V148L69 147H72V148H74V149H76L75 147L77 146V145H79L80 143H79V141L81 142V137H82V142L85 140L83 137H85L89 132L88 131H86L85 129H88L87 127H89V126H91L90 124H95V123H93V122H95V120H96V122H97V120L98 119H96V115L94 116V118L92 117V116H90V113L91 112H89V114H87V112L85 113L84 111L85 110H82L81 109V107H82V105L81 104H85L86 106H93V105H98V100H100V98L102 97L101 96V94H99V95H97L98 97H100L98 100H94L95 98H96V96H95V94L96 93H94V92H92V90L94 91V89H92L91 90V88H95V85H96V83H98L99 82V85L101 84V83H103V82H105L104 84H106V86L107 87H105V85H104V87L106 88V89H104V92H105V90H108L106 93H108V92H110V93H108L106 96H109V98H110V100H111V102L112 103H114L115 104V100H117L118 98H121V96L123 95H121L120 97H119V95H118V92H119V88L120 87H122V85L120 84V81L118 82L119 84V86L117 85V86H114L113 85V80H111V79H109L108 77H106V76H104L102 73H101V71H99V69H101V68H99L98 69V67L97 66H100V64L102 65V67H103V64H104V66L105 67H107L108 65H110V69H112L113 70V68H116L117 69V67H119V66H115V64H114V67H113V65H112V61L113 60H116V59H113V57H112V59H110V57H105V55H106V53H107V48L110 46V47H113L115 44H114V42H112L113 44H110L111 43V41H112V36H114L113 38H115V35L117 36V33L115 34V32H114V30H110V29H108L107 31H111L112 32V36H110L111 37V41H110V37H109V44H107L108 42H105V41H107V39H108V37H107V39L106 38H103L102 36H104V34L106 33L107 35L108 34H110V33H108V32H105L104 34H101L102 36H100L99 34V36L100 37H102L103 39H101V38H99V37H97L96 35V37L97 38H95L94 36H93V34H91V33H94V34H96L95 33V31L93 30V28H92V30L90 29V26H91V24L89 25H87L86 26V33H87V36H90L89 35V33H88V30L90 31V34H91V36L89 37L90 39H94L95 38V42H93V40L92 41H90V42H92V44L94 45V43H95V45H96V42L98 43V44H100L101 42V40H104V39H106V40H104V43L102 44L101 43V45H96L95 47H93L92 49L91 48H89L88 47V49L90 50H93L94 48H96V47H98V49H99V51L100 52H98L97 51V53H96V50L97 49H94L93 51L95 52H93V51H91L92 53L91 54H98L97 55V62L96 61H94L97 65L95 66V64L93 65V64H91V61L94 59H92L91 58V55H90V53H87V55L89 54L90 55V57L88 56V58H91L90 59V62L87 60L88 58H87V56L85 55V57L86 58H84V55H83V53L85 52H81L80 51V49L82 50V48H80L79 50H78V48H77V43H76V46H75V44L71 41L72 39L70 38V31H71V29L70 28H68L67 29V27H66V29L65 28H63V26H62V28L63 29H65L64 31H65V35L64 34H62V33H60V34H62V35H64V36H66V39L67 40H70V43H69V48L71 47V50L68 48V50H69V55H70V57L68 56V53H67V51H66V48L68 47H66V45H64L63 43V45H64V47H66L65 48V50L63 49V48H61L59 51H63V54H64V52L66 51V56H68L69 57V60H70V58H71V60H72V63L71 64H73L72 65V68H70L69 69V66H68V68L65 66L64 68L66 69H64L63 68V70L61 71V67L58 69V68H56L58 65H53V63H52V60H54L53 58H55L56 56H55V54L56 53H52V52H49V50L51 49H48V51L43 47V45H45L46 43H44V44H41L40 46L42 47V49H45V50H42L41 49V47L38 45L39 43H37L39 40L38 39H40L41 40V37H37V35H35L36 33H38L39 31H40V33L39 34H41V35H43V33H46V32H44V31H41V29L40 30H38V32H36L35 33V31L37 30V29H39V27L38 26H35V30L33 29V27H32V30H33V34H34V36H36V38L35 37H33V36H31L30 34H32V33H29V32H27L26 30V32H25V34L27 33V37L29 38H26L25 36H23V34H24V32L22 33V31L21 30H24V28L22 29H20V31H17L18 30V28H17V30H14L15 28L12 26V29H11ZM31 26H33V25H31ZM54 26H56V25H54ZM56 26V27H57ZM81 26V25H80ZM79 26V27H80ZM84 28H85V26H84V24L82 25ZM91 26V27H92ZM115 28H114V27ZM225 26H227V25H225ZM235 27L237 26V25H234ZM3 27H5V26H3ZM15 27H16V25H15ZM38 27V28H37ZM65 27V26H64ZM74 27V26H73ZM219 27V26H218ZM218 27H216V28H218ZM9 28H10V30H9ZM37 28V29H36ZM40 28H42L41 26H40ZM47 28H48V26H47ZM47 28H46V30H47ZM60 28V27H59ZM58 28V29H59ZM78 28V27H77ZM87 28H89V29H87ZM52 29V28H51ZM79 29V28H78ZM83 29V28H82ZM94 29H95V27H94ZM236 29V28H235ZM31 30V31H32ZM68 30V31H67ZM77 30V29H76ZM96 30V29H95ZM120 30H121V28H120ZM136 30V31H135ZM139 30V29H138ZM144 30V29H143ZM17 31V32H16ZM48 31V30H47ZM63 31V30H62ZM73 31H74V29H73ZM20 34H19V33ZM42 32V33H41ZM49 32V31H48ZM47 32V33H48ZM59 32H61V30H59L58 31V33ZM72 32V31H71ZM129 32V33H128ZM138 32V31H137ZM246 32V33H247ZM28 33H29V35H28ZM80 33V32H79ZM86 33L84 34V35H86ZM139 33H140V31H139ZM237 33V32H236ZM245 33V32H244ZM22 34V35H21ZM72 34V33H71ZM106 34H105V36H106ZM115 34V35H114ZM240 34H243V33H240ZM41 35H39V36H41ZM47 35V34H46ZM46 35H45V37H46ZM74 34H72V36H73ZM111 35V34H110ZM32 37L31 38V40H30V37ZM71 36V37H72ZM75 36V35H74ZM72 37V38H75L76 37V39L75 40H77V38H80V37H77V36H75V37ZM94 37V38H91V37ZM247 36V35H246ZM44 37V36H43ZM42 37V38H43ZM82 37H84L83 35H82ZM86 37V36H85ZM140 37V36H139ZM252 37H250V38H252ZM57 38V37H56ZM122 39V38H120L119 36L118 37H116L115 38V40L116 39ZM59 40H61L60 38H58ZM96 39H97V41H96ZM101 39V40H100ZM36 40H37V42H36ZM74 40V39H73ZM79 40V39H78ZM81 40V39H80ZM136 40H137V43H136ZM63 41V40H62ZM114 41V40H113ZM117 41V40H116ZM40 42V41H39ZM41 42H42V40H41ZM40 42V43H41ZM46 42V41H45ZM58 42V41H57ZM78 42V41H77ZM81 42V41H80ZM100 42V43H99ZM121 42V41H120ZM145 42V41H144ZM259 42V43H260ZM43 43V42H42ZM55 43V42H54ZM68 43V42H67ZM86 43V42H85ZM107 44V47L105 46L106 44ZM124 43V42H123ZM124 43V44H125ZM129 43V42H128ZM260 43V44H261ZM62 44L61 43H59L58 45H61L62 46ZM79 44V43H78ZM259 44V45H260ZM9 45H10V47H9ZM51 45V44H50ZM71 45V46H70ZM88 45V44H87ZM105 47H104V46ZM109 45V46H108ZM111 45H113V46H111ZM116 45H118V46H116V48L118 49V47H121L120 45H122V44H116ZM144 45V44H143ZM256 45H257V43H256ZM49 46V45H48ZM54 46V45H53ZM125 46V45H124ZM130 46H128V48H129V50L130 49H132V48H130ZM47 47V46H46ZM56 46H54V48H55ZM60 47V46H59ZM59 47H56V49L57 48H59ZM78 47H80V46H78ZM85 47V46H84ZM110 47H109V49H110ZM142 47V46H141ZM260 47V46H259ZM263 47V49H264V45L262 46ZM106 48V49H105ZM115 48V47H114ZM115 48V49H116ZM122 48V47H121ZM120 48V50H122ZM125 48H126V46H125ZM144 48V47H143ZM55 49V50H56ZM83 49H87V48H83ZM106 51H105V50ZM108 49V51L110 52V50H111V54H112V52H114V51H112V49H110L109 50ZM115 50V52L117 51V53L119 54L120 53V50L118 49V50ZM144 49H146V46H145V48ZM52 50V49H51ZM55 50L53 51V52H55ZM58 50V49H57ZM56 50V51H57ZM125 50V49H124ZM121 51V53H120V58L123 60V58L125 57L126 58V56L124 55V57L122 58V55H123V52H125V51ZM143 50V49H142ZM102 51H105L104 53H105V55L103 54V53H101ZM119 51V52H118ZM128 51V50H127ZM137 51V52H136ZM263 51V50H262ZM261 51V52H262ZM49 52V53H48ZM58 52V51H57ZM86 52H87V50H86ZM130 52V51H129ZM141 52V51H140ZM260 52V51H259ZM259 52L257 53V54H259ZM50 53H52V54H50ZM61 53V52H60ZM82 53V54H81ZM101 55H100V54ZM127 52H125V54H126ZM142 53H143V51H142ZM58 54V53H57ZM84 54H86V53H84ZM103 54V55H102ZM122 54V55H121ZM135 54H137L136 56H134ZM260 54H263V53H260ZM52 55H53V57H52ZM65 55V54H64ZM108 55H110V53H108ZM142 55H144V54H142ZM147 55V54H146ZM152 55V54H151ZM256 55V54H255ZM62 56V55H61ZM104 56V57H103ZM107 56V55H106ZM112 56V55H111ZM116 56V55H115ZM115 56H114V58H115ZM118 56V55H117ZM63 57V56H62ZM92 57H93V55H92ZM95 57V60H96V56H94ZM152 57H153V55H152ZM256 57V56H255ZM260 57V56H259ZM262 57V56H261ZM58 57H56L55 58V61H56V59H57ZM118 58V57H117ZM130 58H132V57H127V59H129V60H132V59H130ZM137 58H136V61H137ZM143 58V57H142ZM149 58V57H148ZM154 58V57H153ZM153 58H152V60H153ZM205 58V57H204ZM208 58V57H207ZM253 58H254V56H253ZM62 59V58H61ZM64 59V58H63ZM65 59H68V58H66L65 57ZM121 59H117L116 61H120ZM206 59V58H205ZM58 60V59H57ZM67 61V62H65V64H67V63H69L70 61ZM112 60V61H111ZM126 59H124L123 61H125ZM147 60V59H146ZM149 60V59H148ZM150 60H151V58H150ZM154 60H155V62H154ZM154 60L152 61L154 64H156V58H154ZM60 61V60H59ZM58 61V62H59ZM136 61L135 62H133V64L134 63H136ZM204 61V60H203ZM121 62V61H120ZM128 62V63H127ZM132 63L131 61H125L124 62V64L126 65V66H128L129 67V65H127V64H130V63ZM56 63V62H55ZM113 63H116L115 61L113 62ZM122 63V62H121ZM127 63V64H126ZM138 63V62H137ZM136 63V64H137ZM58 64V63H57ZM70 65V64H69ZM107 65V66H106ZM121 65H123V64H121ZM144 65V64H143ZM150 65V64H149ZM157 65V64H156ZM126 66H125V73H126ZM140 66H141V63H140ZM147 66V65H146ZM152 66V65H151ZM160 66V65H159ZM159 66H158V68H159ZM8 67H10L11 69H9ZM111 67H113V68H111ZM124 67V66H123ZM136 67V68H135ZM141 67H143V66H141ZM141 67L139 68V66L138 65H135V66H132L131 68H130V70L132 69V68H135V70L133 69V71H135L136 73H131V72H133V71H129V74L131 73V75L132 76H135L136 74H138V75H140V73L142 72V76H144V73H146V72H143L142 70L143 69H141ZM145 67V66H144ZM143 67V68H144ZM8 68V69H7ZM108 68H109V66H108ZM121 68V67H120ZM120 68H118V69H120ZM154 68V67H153ZM243 68V67H242ZM25 69H27V70H25ZM31 69V70H30ZM34 69H37V71L39 70V71H41V73H39V71H38V73H39V75L40 74H43V79H42V75H40V77L39 78H41L42 80H39L38 79V81H36V80H34V78L36 77V75L35 74H38V73H36L37 71H35V73H34V75L32 74L31 75V78H33V76H34V78L33 79H30L29 78V75H30V72H29V70L32 72V70H34ZM105 69H107V68H105ZM110 69L108 70V71H110ZM124 69V68H123ZM161 69V68H160ZM176 69H177V67H176ZM241 69V68H240ZM112 70L110 71V72H112ZM128 70V69H127ZM146 69H144V71H145ZM149 71H150V69H148ZM165 70V69H164ZM174 71H175V68L173 69ZM172 70V71H173ZM199 70V69H198ZM214 70V69H213ZM26 72L25 74L26 75H28V79H27V76H26V78L24 79L23 78V76L22 75H24V72ZM118 71H120V70H118ZM117 71V72H118ZM148 71V72H149ZM153 71V70H152ZM157 71H159V69H157ZM161 71V70H160ZM159 71V72H160ZM163 71V70H162ZM162 71H161V74H162ZM169 71V73H170V70H168ZM168 71H167V73L166 74H168ZM173 71V72H174ZM177 71H179L180 72V70L178 69ZM177 71H175V73H173V74H175L174 76H177L176 75V73H177ZM194 71V70H193ZM197 71V70H196ZM243 71V70H242ZM122 73H123V71H121ZM154 72V71H153ZM182 72V71H181ZM190 72V71H189ZM199 72V71H198ZM105 73V72H104ZM112 73H116V71H114V72H112ZM158 73V72H157ZM211 73V72H210ZM135 74V75H134ZM153 74V73H152ZM152 74H149L150 75V77H151V75ZM156 74V73H155ZM160 74V75H161ZM164 74H165V72H164ZM165 74V77L163 76V74H162V78L163 79H161L162 80V87L163 88H165L163 91L165 92L166 90V92H165V94H163V98H166V99H168L167 100V102L169 101V105H171L170 107H173V105H176L177 104V102L178 103H181V102H184V104H186V105H184V106H188V108H191L192 110H190V111H194V120H195V123H196V121L198 122V123H200V124H198L199 126L200 125H202L201 123L202 122H204V123H206V124H208V122L209 121H211V122H213L212 124H214V131H216L217 132V135H218V133H219V136L220 135H222V136H224L225 135V137H226V135L228 136V135H236V137H238V136H242L243 137V135H245L244 137H246V138H244L245 140V142H246V145L248 146L247 147V149H248V151H247V153L246 154H248V162H250V163H248L249 164V168H248V170L251 172V174H252V176L253 175H255V177L256 176H264V136H262V135H259V133H264V132H262V130L260 131L259 130V133H258V130H256L255 128V130L253 129V127H255V126H257V125H252V121H251V119H252V117H250V115L248 114L247 115V117H245V116H243V118L242 119H236V118H233L232 117V115H230V114H228V112H230V111H228L227 112V114H225L226 113V111H222L224 108L223 107H216L217 105H218V103L217 102H215V103H217V105L216 104H214L213 102H211L209 99H204V100H198L196 97H195V92L194 91H191V88H190V90L186 87L187 86V84H188V82H187V80H186V78L183 76V78H181L180 76H178L177 78H175V80H174V76H173V74H172V72H171V74L172 75H166ZM188 74V73H187ZM199 74V73H198ZM203 74H204V72H203ZM206 75H208L207 73H205ZM215 74V73H214ZM138 75H136V76H138ZM145 75H147V74H145ZM159 75V74H158ZM192 75V74H191ZM211 76L213 75V74H210ZM216 75V74H215ZM117 76V75H116ZM136 76H135V78H136ZM168 76L170 77V78H168ZM181 76H182V74H181ZM185 76H187V75H185ZM195 76V75H194ZM200 76V75H199ZM205 76V75H204ZM139 77V76H138ZM137 77V78H138ZM158 77V76H157ZM190 77V76H189ZM196 77H197V75H196ZM207 77V76H206ZM209 77V76H208ZM214 77V76H213ZM21 78H23L24 80H26V81H24L23 79V81H24V83L23 84H21L20 83V81H21ZM143 78V77H142ZM142 78H141V80H142ZM147 78V77H146ZM151 78H153L154 79V77L152 76ZM159 78H161L160 76H159ZM194 78V77H193ZM210 78V77H209ZM36 79V78H35ZM73 79H74V81H73ZM139 79H140V77H139ZM149 79V78H148ZM152 79V80H153ZM189 79V78H188ZM191 79V78H190ZM208 79V78H207ZM73 82H72V81ZM77 81V85L78 84H81V85H78V88L80 89L81 88V86H82V88H84V90L86 91L87 90V92L89 91V89L91 90V92L92 93H94L93 95H94V97H93V95H92V97L94 98V99H92L91 98V96H88V97H86V98H83V95H82V98H79L78 96H77V92H79L80 94H82V92L84 93L85 91H83V89H81V90H79V91H77L78 90V88L76 89V87H77V85H76V81ZM138 80V79H137ZM150 81H152L151 79H149ZM148 80V81H149ZM160 80V79H159ZM185 80H186V82H187V84L185 85ZM214 80H215V78H214ZM72 83H71V82ZM189 81V80H188ZM210 81V80H209ZM70 83V84H72V86H73V88H75L76 89V91L73 89V88H69V85H68V88H67V86H66V83ZM101 82V83H100ZM142 82L144 83V78H143V80H142ZM146 82H147V80H146ZM154 82V81H153ZM214 82V81H213ZM67 83V84H68ZM73 83H74V85H73ZM211 83V82H210ZM239 84V83H238ZM243 84V83H242ZM241 84V85H242ZM121 85V86H120ZM125 85V84H124ZM155 85V84H154ZM245 85V84H244ZM71 86V85H70ZM71 86V87H72ZM102 86V85H101ZM137 86V85H136ZM96 87H98V86H96ZM103 87V88H104ZM123 87H125V86H123ZM174 88V87H176L177 89H182V90H184L185 92H184V95H182L181 96V98L179 97V93H177V94H172V91H171V93H169L168 92V90L169 89H171V88ZM108 88V89H107ZM128 88V87H127ZM138 88V87H137ZM143 88V87H142ZM168 88V89H167ZM69 89L72 91V92H70L69 91ZM73 89V90H72ZM96 89V88H95ZM101 89V88H100ZM122 89V90H121ZM120 89V91H123V88H121ZM124 89H126V88H124ZM140 90H141V87L139 88ZM150 89V88H149ZM153 89H156V88H153ZM195 89V88H194ZM144 90V88L142 89V91ZM243 91L242 89H238V87L237 88H234L233 90H227L229 93L228 94H230V96H232V93H238V91ZM73 91L75 92V94L76 95H74V93H73ZM81 91V92H80ZM102 91V90H101ZM129 91V90H128ZM233 91V92H232ZM240 91V94L242 93ZM45 92H47L49 95L47 96V95H43ZM90 92V91H89ZM90 92V95L92 94ZM95 92H97V91H95ZM131 92H132V87H131ZM130 92V93H131ZM139 92V91H138ZM161 92V91H160ZM79 93H78V95H79ZM99 93H101V92H99ZM123 93V92H122ZM136 93V92H135ZM144 93V92H143ZM207 93H208V91H207ZM222 93V92H221ZM221 93L219 94V97H221V96H226L227 97V95L226 94H224V93H222V95H221ZM226 93V92H225ZM235 93V94H236ZM112 94V96H113V101H112V96H110ZM121 94V93H120ZM134 94V93H133ZM224 94V95H223ZM85 95V94H84ZM102 95H103V93H102ZM118 96L117 97V99L116 98H114L115 96ZM127 95H130V94H127ZM144 95V94H143ZM157 95V94H156ZM209 95V94H208ZM207 95V96H208ZM215 95V94H214ZM221 95V96H220ZM237 95V94H236ZM239 95V94H238ZM253 95V94H252ZM131 96V95H130ZM129 96V97H130ZM213 96V95H212ZM211 96V97H212ZM234 96V95H233ZM245 96V95H244ZM254 96V95H253ZM97 97V98H98ZM138 97H139V95H138ZM147 97V96H146ZM203 97V96H202ZM208 97H210V96H208ZM210 97V98H211ZM214 97V96H213ZM218 97V96H217ZM236 97V96H235ZM252 97V96H251ZM255 97V96H254ZM96 98V99H97ZM214 98H216V96L214 97ZM38 99V100H37ZM104 99V98H103ZM115 99V100H114ZM180 99H182L183 101H181L180 102ZM213 99V98H212ZM211 99V100H212ZM217 99V98H216ZM219 99V98H218ZM218 99H217V101H218ZM221 99V98H220ZM224 99V98H223ZM227 99V98H226ZM35 100H37V101H35ZM109 100V99H108ZM109 100V101H110ZM214 100V99H213ZM31 101V104H37V102L38 101H42L43 102V104H44V106H46L45 108L46 109H53L54 111L56 110L57 111V108H59V105L61 106L62 104H60V103H58L59 101L60 102H64V106H66L65 104V102H70L74 107L76 106V107H78V106H81V107H79L81 110H79V109H76V107H75V109L73 110V111H71V112H69V110L68 109H70L71 108V106H70V108H67V110H66V108L62 111V109H61V111L62 112H59V111H57V112H55V113H53V114H55L54 116H57L58 114V112L61 114H69V113H73V114H71V117H69V116H67V117H69L70 119L71 118H73V121H70V122H74V123H71L72 125L74 124L75 125V127H77V128H79V129H76L78 132H75L74 130L75 129H73V127H72V129H73V131L70 129V127H69V129L71 130V133H72V140H68L69 142H67V140H65L67 143L65 144V142H60L61 144H63L64 143V145H56L55 146V144L53 145V146H50V145H42L41 143H39L38 145H33V143L37 140V141H39L40 139H39V137L41 136H39L38 137V134H40L41 132H39V130H38V134H37V132L35 133V132H33L32 130H34L35 129V127H33L34 125H32L31 123L32 122H29L30 123V126L32 125V127L30 128L29 127V129H27L28 127L27 126H29L27 123H28V120L26 121L27 123H25L24 122V120H23V116L25 115V117L26 116H28V115H26V114H24L23 116H21V114L19 113L20 111H18V112H16L15 114L14 113H11V112H14V111H11V108L12 107H14V108H22V107H18L19 105H20V103H24L25 104V107L27 106V108L28 107H30V106H28V105H26V103H28V102H30ZM97 103H96V102ZM101 101V100H100ZM106 101H107V99H106ZM121 101V100H120ZM215 101V100H214ZM224 101V100H223ZM33 102H35V103H33ZM41 102V103H42ZM102 102V101H101ZM111 102H110V104H111ZM117 102V101H116ZM119 102V101H118ZM124 101H122V103H123ZM166 102V103H167ZM218 102H220V101H218ZM11 103H13V106L11 105V108L9 107L8 108V106L11 104ZM15 103V104H14ZM41 103H39V104H41ZM122 103H121V105H122ZM175 103V104H174ZM17 104V106H14V105H16ZM19 104V105H18ZM24 104H23V106H24ZM38 104V105H39ZM107 104V103H106ZM124 104V103H123ZM68 105H69V103H68ZM85 105H83V107H86ZM96 105H95V107H96ZM102 105V104H101ZM100 105V106H101ZM119 105H120V103H119ZM178 105V104H177ZM177 105L175 106V107H177ZM180 105V104H179ZM182 105V104H181ZM216 105V106H215ZM20 106H22V104L20 105ZM63 105H62V108L64 107ZM122 106H124V105H122ZM183 106V105H182ZM183 106V107H184ZM36 107V106H35ZM67 107V106H66ZM73 107V108H74ZM88 107V108H89ZM108 107V106H107ZM115 107H117L116 108V110H118V104H117V106L115 105ZM125 107V106H124ZM127 107V106H126ZM123 108L122 107V109H126V111L128 110V112L131 110H129L128 108ZM10 109V112L7 114V112H8V109ZM13 108V109H14ZM24 108V107H23ZM22 108V112L23 111H25V108L23 109ZM44 108V107H43ZM61 108V107H60ZM72 108V109H73ZM87 108V107H86ZM94 108V107H93ZM254 108V107H253ZM12 109V110H13ZM30 109V108H29ZM28 109V110H29ZM48 109V110H49ZM120 110L119 111H116L115 112V114L117 115L118 114V112H119V114H118V116L120 117H117V118H119V119H121V120H123L124 121V119L126 118V120H127V118H129L130 119V117H127L129 114L132 116L133 115V117H131V120H133V118L134 119H136V120H133V121H135V122H133V121H131L132 123H134L135 125H134V127L136 126V128H137V133L138 134H135V133H132L131 132V134L130 133H127L128 134V136L127 135H125V136H127L128 138H126V139H128V141L129 140H131V141H129L130 142V144H131V146L133 147V145H134V149H133V151H135L137 154V159L139 160V161H142L143 163H145L146 165H147V169L149 170V174H150V176L149 177H151V179H152V181H153V183L155 184V186H156V188H158L159 189V191L161 190L162 191V193H163V195H165L166 197H168L169 199H174L175 197H173V198H171L172 197V193H174L173 192V190L174 189H176V188H180L179 186H181V184H182V187L181 188H184L185 189V191L187 192V190L186 189H188L189 188V185H187V184H185V183H183V182H181L174 174H172V173H170L169 171H170V167L168 168V165H167V161H168V163L169 162H171V160L170 159H172V157H174V155H173V147H176V146H174V145H176L177 144V142L179 143V140H177V142H176V139H178V138H181L180 136H178L179 134H177L178 133V131H177V122H176V124H173V123H175V122H172V121H169V128H167V127H163V130H157L156 129V126L153 128V126L152 127H150L149 125H147V123H145V122H143V120H142V118H141V120H140V118H137L136 116H134V114H133V112H130L129 114H128V112H127V114L128 115H126V112L124 111V110H122L121 109V106H120V108H119ZM174 109V108H173ZM184 108H182V110H183ZM222 109V110H221ZM259 109V108H258ZM1 110V109H0ZM27 110V109H26ZM27 110V111H28ZM45 110V109H44ZM53 110H51L52 112H53ZM59 110V109H58ZM90 110V109H89ZM92 110V109H91ZM112 110V109H111ZM175 110H176V108H175ZM178 110V109H177ZM187 110H189V109H187ZM226 110V109H225ZM253 110V109H252ZM254 110H255V108H254ZM16 111H17V109H16ZM50 111V110H49ZM50 111V112H51ZM67 111V113H65ZM88 111V110H87ZM251 111V110H250ZM249 111V112H250ZM256 111V110H255ZM21 112V113H22ZM33 112V111H32ZM44 112V111H43ZM48 112V111H47ZM69 112V113H68ZM188 112V111H187ZM248 112V113H249ZM258 112V111H257ZM104 113V112H103ZM137 113V112H136ZM251 113V112H250ZM253 113H255L254 111H253ZM40 114V113H39ZM45 114V113H44ZM52 114V113H51ZM52 114V115H53ZM57 114V115H56ZM91 114H93V113H91ZM107 114V113H106ZM111 114H113V113H111ZM141 114V113H140ZM187 114V113H186ZM192 114V113H191ZM231 114H232V112H231ZM252 114V113H251ZM258 114V113H257ZM37 115V114H36ZM42 115V114H41ZM129 115V116H130ZM136 115V114H135ZM174 115V114H173ZM8 116V117H7ZM113 116V115H112ZM146 116V115H145ZM172 116V115H171ZM188 116H190V115H188ZM25 117H24V119H25ZM37 117V116H36ZM47 117V116H46ZM64 117V116H63ZM90 117H92V118H90ZM136 117V118H135ZM139 117V116H138ZM2 118V119H3ZM4 118V119H5ZM12 118V117H11ZM21 118H22V120H21ZM27 118V117H26ZM32 118H34V117H32ZM40 118V117H39ZM68 118V119H69ZM106 118V117H105ZM104 118V119H105ZM183 118V117H182ZM187 118H189V117H187ZM191 118V117H190ZM43 119H44V117H43ZM67 119V120H68ZM90 119H94V120H92L93 122H91V120ZM129 119L127 120V121H129ZM138 119V120H137ZM6 120V119H5ZM7 120H12V119H7ZM56 120V119H55ZM59 120H62V119H59ZM67 120H65V121H67ZM116 120V119H115ZM124 121L125 122V125H126V122L127 121ZM178 120V119H177ZM191 120V119H190ZM193 120V119H192ZM193 120V121H194ZM254 120V119H253ZM12 121H15V119H14V116H13V120ZM34 121V120H33ZM40 121V120H39ZM51 121V120H50ZM58 121V120H57ZM89 121V123H87ZM105 124H103V125H106V126H108L107 128L109 129V127L111 128H116V125L115 126H113L114 124H116V123H118V121L117 122H115L114 124L112 123V120H111V118H106L105 120ZM149 121V120H148ZM183 121V120H182ZM207 121V122H206ZM68 122V121H67ZM114 122V121H113ZM150 122V121H149ZM179 122V121H178ZM189 122V121H188ZM255 122V121H254ZM57 123V122H56ZM131 123V124H132ZM165 123V122H164ZM55 124V123H54ZM63 124V123H62ZM61 124V125H62ZM88 125L89 124V126H86V128L84 129V127H85V125ZM181 124V123H180ZM182 124H183V122H182ZM182 124H181V126H182ZM205 124V125H206ZM212 124H211V126H212ZM254 124V123H253ZM256 124V123H255ZM2 125V124H1ZM39 125V124H38ZM71 125V126H72ZM73 125V126H74ZM97 125V124H96ZM118 125V124H117ZM130 125V124H129ZM155 125V124H154ZM157 125V124H156ZM185 125V124H184ZM187 125V124H186ZM189 125H191V124H189ZM188 125V126H189ZM3 126V125H2ZM6 126V125H5ZM40 126V125H39ZM39 126H37V127H39ZM42 126V125H41ZM66 126H67V124H66ZM69 126H70V124H69ZM105 126V127H106ZM124 126V125H123ZM208 126V125H207ZM251 126V127H250ZM11 127V128H10ZM48 127V126H47ZM52 127V126H51ZM51 127H50V129H51ZM117 127H120V126H117ZM128 129H129V127H128V124H127V126H126ZM162 127V126H161ZM201 127V126H200ZM32 128H34V129H32ZM45 128V127H44ZM55 128V127H54ZM53 128V129H54ZM64 128V127H63ZM63 128H62V130H63ZM125 128V127H124ZM186 128V127H185ZM195 128V127H194ZM197 128V127H196ZM208 128V127H207ZM207 128H206V130H207ZM252 128V129H251ZM257 128V127H256ZM32 129V130H31ZM37 129V128H36ZM43 129V128H42ZM81 129V130H80ZM135 129V128H134ZM158 129H161V128H158ZM178 129H179V127H178ZM213 129V128H212ZM259 129V128H258ZM11 130V131H12ZM13 130V132H14V134H15V131ZM44 130V129H43ZM65 130V129H64ZM84 130V131H83ZM89 130H90V128H89ZM106 130V129H105ZM110 130V129H109ZM130 130V129H129ZM211 130V129H210ZM10 131V132H11ZM41 131V130H40ZM45 131V130H44ZM48 131V130H47ZM59 131V130H58ZM66 131V130H65ZM82 131V133L83 132H85V133H87V134H85L84 136H83V134L82 133H80ZM93 131V130H92ZM114 131V130H113ZM127 131V130H126ZM135 131V130H134ZM179 131H181V129L179 130ZM183 131H185V130H183ZM213 131V130H212ZM60 132V131H59ZM58 132V133H59ZM68 132V131H67ZM123 132V131H122ZM177 132V133H176ZM215 132V133H216ZM4 133H5V131H4ZM7 133V132H6ZM43 133V132H42ZM50 133V132H49ZM52 133V132H51ZM57 133V134H58ZM63 133V132H62ZM109 133V132H108ZM175 133L177 134V136L175 135ZM180 133V132H179ZM258 133V134H257ZM15 134V135H16ZM43 134H45V132L43 133ZM81 134V135H80ZM116 134V133H115ZM211 134V133H210ZM8 135V134H7ZM17 135V136H18ZM88 135H90V134H88ZM109 135V134H108ZM113 135H114V133H113ZM173 135H175V136H173ZM183 135V134H182ZM238 135V136H237ZM17 136H15V137H17ZM60 136H62V135H60ZM116 136V135H115ZM185 136V135H184ZM222 136H220V137H222ZM9 137V136H8ZM51 137V136H50ZM87 137V136H86ZM89 137V136H88ZM87 137V138H88ZM174 137H176V139L174 138ZM213 137V136H212ZM216 137V136H215ZM220 137H219V139H220ZM224 137V138H225ZM235 136H233V138H234ZM7 138V137H6ZM19 138V137H18ZM17 138V139H18ZM90 138V137H89ZM130 138V139H129ZM223 138V137H222ZM227 138V137H226ZM67 139V138H66ZM71 139V138H70ZM185 139V138H184ZM232 139V138H231ZM5 140V139H4ZM19 140V141H20ZM44 140V139H43ZM48 140H49V138H48ZM64 140V139H63ZM88 141H89V139H87ZM91 140V139H90ZM12 141V140H11ZM15 141V140H14ZM36 141V142H37ZM181 141V140H180ZM242 141V140H241ZM21 142V141H20ZM52 142V141H51ZM81 142V143H82ZM86 144H87V142L86 141H84ZM92 142V141H91ZM133 143V145H132V143ZM184 142V141H183ZM3 143H5V142H3ZM7 143H8V141H7ZM57 143V142H56ZM59 143V142H58ZM79 143V144H78ZM85 143L84 144H82V145H84L83 147H85ZM89 143V142H88ZM174 143H176V144H174ZM43 144H45V143H43ZM77 144V145H76ZM162 144V145H161ZM29 145V146H30ZM76 145V146H75ZM161 145V146H160ZM178 145V144H177ZM13 146V145H12ZM15 146V145H14ZM18 146V145H17ZM48 146V147H47ZM50 146V147H49ZM75 146V147H74ZM87 146H89V148H90V146H92V144L91 143H89V145H86V148H87V152H89L90 150H89V148L87 147ZM158 146H160V147H158ZM19 147V146H18ZM17 147V148H18ZM26 147V146H25ZM28 147V146H27ZM94 146H92L91 147V149L93 148ZM129 147V146H128ZM154 147H156V148H154ZM2 148V147H1ZM9 148H11V147H9ZM13 148V147H12ZM67 148V147H66ZM71 148V150L70 151H74V149H72ZM95 148V147H94ZM3 149V148H2ZM81 149V148H80ZM96 149V148H95ZM122 149V148H121ZM120 149V150H121ZM129 149V148H128ZM178 148H174V150H177ZM4 150V149H3ZM10 150H13V149H10ZM19 150H20V148H19ZM21 150H23L22 148H21ZM52 150V151H51ZM86 150V149H85ZM55 151V152H56ZM66 152H68L69 154H72V153H70L69 152V150L67 151V149L65 150ZM72 151V152H73ZM80 151V150H79ZM100 151V150H99ZM122 151V150H121ZM152 151H155V153H156V157H158V158H160V160H159V162H157V164L158 163H160L161 162V160H162V162H164L165 164H163V163H161V164H159V165H157V164H155V162L153 163V162H151L152 160H149V157L147 158V154L148 153H150V152H152ZM178 151H179V149H178ZM6 153H7V150L5 151ZM23 152V151H22ZM76 152V151H75ZM82 152V151H81ZM91 152V151H90ZM89 152V153H90ZM92 152H93V149H92ZM102 152V151H101ZM124 152V151H123ZM134 152V153H135ZM183 152V151H182ZM10 153H12V152H10ZM14 153V152H13ZM16 153H17V151H16ZM25 153V152H24ZM29 153V152H28ZM60 153V152H59ZM79 153V152H78ZM88 153V154H89ZM117 153V152H116ZM152 153H154V152H152ZM67 154V153H66ZM68 154V155H69ZM81 154V153H80ZM79 154V155H80ZM83 154V153H82ZM123 154V153H122ZM174 154H176V153H174ZM28 155V154H27ZM30 155V157H34V156H31V154H29ZM42 155V154H41ZM48 155V154H47ZM61 155V154H60ZM102 155V154H101ZM132 155V154H131ZM136 155H135V157H136ZM177 155V154H176ZM214 155V154H213ZM7 156V155H6ZM16 156H18V155H16ZM20 156V155H19ZM24 156V155H23ZM55 156V155H54ZM54 156H52V158L54 157ZM72 156V155H71ZM81 156V155H80ZM87 156V155H86ZM92 156V155H91ZM93 156H94V154H93ZM129 156V155H128ZM179 156V155H178ZM181 156H183V155H181ZM5 156H3V158H4ZM9 157V156H8ZM29 157V158H30ZM46 157V156H45ZM57 157H59V156H57ZM69 157V156H68ZM83 157V156H82ZM85 157V156H84ZM122 157V156H121ZM134 157V158H135ZM11 158H13V157H11ZM42 158H44V157H42ZM41 158V159H42ZM50 158V157H49ZM182 158V157H181ZM208 158V157H207ZM229 158V157H228ZM236 158V157H235ZM16 159V158H15ZM36 159V158H35ZM61 159V158H60ZM174 159V158H173ZM172 159V160H173ZM237 159V158H236ZM1 160V159H0ZM5 160V159H4ZM18 160V159H17ZM37 160V159H36ZM39 160V159H38ZM48 159L46 158V161H47ZM76 160V159H75ZM82 160V159H81ZM131 160V159H130ZM134 160V159H133ZM178 160V159H177ZM216 159H212V156L210 157V159L208 158V159H201L198 163L200 164V166L202 165V167L203 168H201V169H204V171L203 170H201V172L203 173H201L200 175H199V177H198V182H202V184L205 182V184H206V186H205V184H203V186L202 187H199V188H197V189H195L194 190V192L192 191V193H194V195L197 197H195L196 199H198L197 201L199 202V203H197L198 204V206L197 205H195V203H194V205L195 206H193L194 208L195 207H198L197 208V210H196V212L197 213H195L196 214V216H198L199 217V219L198 220H200V219H202L203 218V220L204 219H207L208 218V213L209 212H211V210L213 211V209H214V207L216 208V209H214V211H218L219 212V210H220V214L221 215H223L224 213H221V210L222 209H225V210H227V211H229V213L231 212V214H235V216L236 217H238V218H243L244 220L245 219H248V220H251V221H253L252 219H250V216H249V214L248 213H244L243 211V213L242 212H240L239 211V207H238V205H236V204H238V203H235V201L233 202V201H231V200H228L227 198V200H224L223 198H222V196H221V194H220V197H219V195H217L216 194V192H213V188H214V185L213 184H215L216 182H214L215 180H214V178H215V176L216 175H218L219 174V172H221L220 170L222 169V165L221 164H219L220 163V161H218V163L215 161ZM226 160V159H225ZM250 160V161H249ZM23 161V160H22ZM31 161V160H30ZM45 161V162H46ZM54 161V160H53ZM86 161V160H85ZM93 161V160H92ZM132 161V160H131ZM130 161V162H131ZM179 161V160H178ZM215 161V162H214ZM8 162V161H7ZM59 162V161H58ZM77 162V161H76ZM141 162V163H142ZM173 162V161H172ZM195 162V161H194ZM230 162H231V160H230ZM18 163V162H17ZM26 163V162H25ZM57 163V162H56ZM63 163V162H62ZM225 163V162H224ZM20 164V163H19ZM27 164H29V163H27ZM53 164V163H52ZM84 164V163H83ZM133 164H135V162H133ZM163 164V165H162ZM193 164V163H192ZM42 165H43V163H42ZM51 165V164H50ZM116 165V164H115ZM119 165V164H118ZM121 165V164H120ZM119 165V166H120ZM128 165V164H127ZM138 165V164H137ZM146 165H145V167H146ZM169 165H170V163H169ZM226 165V164H225ZM225 165H223L224 167H225ZM5 166V165H4ZM7 166V165H6ZM23 166V165H22ZM46 166V165H45ZM63 165H61V167H62ZM136 166V165H135ZM199 166V165H198ZM2 167V166H1ZM10 167V166H9ZM37 167V166H36ZM139 167V166H138ZM197 167V166H196ZM2 168H4V167H2ZM16 168V167H15ZM14 168V169H15ZM34 168V167H33ZM44 168V167H43ZM71 168V167H70ZM225 168H227V167H225ZM7 169V168H6ZM24 169H25V167H24ZM38 169V168H37ZM48 169V168H47ZM58 169H60V168H58ZM57 169V170H58ZM134 169V168H133ZM137 169V168H136ZM135 169V170H136ZM200 169V168H199ZM1 170V169H0ZM23 170V169H22ZM51 170V169H50ZM56 170V169H55ZM65 170V169H64ZM222 170H224V169H222ZM227 170V169H226ZM8 171V170H7ZM14 171V170H13ZM17 171H19L18 169H17ZM43 171V170H42ZM133 171V170H132ZM16 173V172H15ZM26 173V172H25ZM42 173V172H41ZM58 173V172H57ZM3 174V173H2ZM10 174H12V173H10ZM18 174V173H17ZM21 173H19V175H20ZM45 174V173H44ZM79 174V173H78ZM196 174H198L197 172H196ZM7 175V174H6ZM25 175V174H24ZM46 175V174H45ZM220 175V174H219ZM221 175H222V172H221ZM42 176V175H41ZM80 176V175H79ZM84 176V175H83ZM197 176V175H196ZM3 177V176H2ZM10 177V176H9ZM13 177V176H12ZM24 177V176H23ZM220 177V176H219ZM74 178H76V176L74 177ZM73 178V179H74ZM77 178H79V180H80V178L81 177H77ZM87 178V177H86ZM197 178V177H196ZM261 178V177H260ZM33 179V178H32ZM82 179H83V177H82ZM85 179V178H84ZM199 179H200V181H199ZM217 179V178H216ZM218 179H220V178H218ZM5 180H8V179H5ZM11 180H12V178H11ZM30 180V179H29ZM39 180V179H38ZM72 180V179H71ZM78 180V179H77ZM214 180V181H213ZM224 180V179H223ZM21 181V180H20ZM42 181V180H41ZM45 181V180H44ZM49 181H51V180H49ZM76 181V180H75ZM81 181V180H80ZM83 181V180H82ZM85 181H87V179L85 180ZM185 181V180H184ZM9 182V184H10V182L11 181H8ZM33 182V181H32ZM36 182H37V180H36ZM177 182H180V185H179V183L177 184ZM219 182V181H218ZM29 183V182H28ZM35 183V182H34ZM41 184H42V182H40ZM67 183V182H66ZM69 183V182H68ZM76 183V182H75ZM81 183V182H80ZM176 183V184H175ZM191 183V182H190ZM5 184V183H4ZM13 184H14V182H13ZM39 184V183H38ZM61 184V183H60ZM72 184H74V183H72ZM77 184V183H76ZM79 184V183H78ZM17 185H19V184H17ZM30 185V184H29ZM36 185H37V183H36ZM35 185V186H36ZM43 185V184H42ZM55 185V184H54ZM65 185V184H64ZM83 185V184H82ZM178 187H177V186ZM212 185H213V187H212ZM7 186H9V185H7ZM12 186V185H11ZM10 186V187H11ZM26 186V185H25ZM48 186H50V184L48 185ZM68 186V185H67ZM80 186V185H79ZM84 186V185H83ZM174 186H175V188H174ZM192 186V185H191ZM27 187V186H26ZM30 187V186H29ZM37 187V186H36ZM35 187V188H36ZM42 187V186H41ZM44 187V186H43ZM185 187H187V188H185ZM197 187V186H196ZM28 188V187H27ZM32 188V187H31ZM53 188V187H52ZM67 188V187H66ZM191 188V187H190ZM193 188V187H192ZM191 188V189H192ZM26 189V188H25ZM43 189V188H42ZM184 189H177L176 191H178V193L181 191L182 192V190H184ZM191 189H189V190H191ZM194 189V188H193ZM213 189V190H212ZM39 190V189H38ZM37 190V191H38ZM46 190V189H45ZM32 191H34V190H32ZM41 191V190H40ZM39 191V192H40ZM64 191H65V189H64ZM158 191V192H159ZM215 191V190H214ZM29 192V191H28ZM66 192V191H65ZM189 192V191H188ZM34 193V192H33ZM191 193V192H190ZM191 193V194H192ZM218 193V192H217ZM220 193V192H219ZM218 193V194H219ZM38 194H40L41 195V192L40 193H38ZM47 194V193H46ZM176 194V193H175ZM174 194V195H175ZM180 194H183V193H180ZM48 195V194H47ZM160 195H162V194H160ZM162 195V196H163ZM184 195H187L186 193H184ZM45 196V195H44ZM43 196V198H47V197H44ZM49 196V195H48ZM51 196V195H50ZM56 196V195H55ZM164 196V197H165ZM179 196V195H178ZM177 196V197H178ZM21 197V196H20ZM40 197H42V196H40ZM52 197V196H51ZM165 197V198H166ZM176 197V198H177ZM182 197H184V196H182ZM224 197H226V196H224ZM22 198V197H21ZM50 198V197H49ZM162 198V197H161ZM167 198V199H168ZM190 198V197H189ZM184 199H186V198H184ZM184 199H182V200H184ZM193 199V198H192ZM196 199H194L195 201L194 202H197L196 201ZM41 200V199H40ZM45 201H46V199H44ZM51 200V199H50ZM171 200V201H172ZM177 200H178V198H177ZM181 200V199H180ZM181 200V201H182ZM174 201L176 202V199H174L172 202L174 203ZM180 201V203H182V202H184V201H182L181 202ZM168 202V201H167ZM178 202H179V200H178ZM45 203V202H44ZM50 203V202H49ZM25 204H26V202H25ZM176 204V203H175ZM179 204V203H178ZM184 203H182L181 204V207L183 208V205ZM185 204H186V206L187 207H185V208H187L188 209V211H189V207L188 206H190L191 207V205H187V203L185 202ZM190 204V203H189ZM193 204V203H192ZM208 207H206L205 205ZM183 205V206H182ZM200 205V206H199ZM209 205H211V207L209 206ZM3 206V205H2ZM1 206V207H2ZM54 205H52V207H53ZM179 206H180V204H179ZM212 206H214L213 207V209H211L212 208ZM24 207V206H23ZM47 207V206H46ZM50 207V206H49ZM177 207V206H176ZM193 207H192V209H193ZM207 209H206V208ZM210 207V208H209ZM54 208V207H53ZM172 208V207H171ZM242 208V207H241ZM50 209V208H49ZM173 209V208H172ZM179 209V208H178ZM191 209V208H190ZM209 209H211V210H209ZM6 210V209H5ZM52 211H53V209H51ZM57 210V209H56ZM209 210V211H208ZM32 210H30V212H31ZM33 211H34V209H33ZM55 211V210H54ZM171 211V210H170ZM193 211H194V209H193ZM192 210L190 211V212H193ZM213 211V212H214ZM37 212V211H36ZM39 212V211H38ZM47 212H48V209H47ZM58 212V211H57ZM195 212V211H194ZM194 212H193V215H194ZM44 213V212H43ZM46 213V212H45ZM56 213V212H55ZM175 213V212H174ZM214 213H216V212H214ZM228 213V212H227ZM28 214V213H27ZM37 214V213H36ZM35 214V215H36ZM209 214H211V213H209ZM217 214L218 213H216V216H217ZM233 214V215H234ZM29 215V214H28ZM33 215V214H32ZM34 215V216H35ZM52 215V214H51ZM174 215V214H173ZM11 216V215H10ZM31 216V215H30ZM43 216V215H42ZM47 216V215H46ZM56 216V215H55ZM58 216V215H57ZM200 216L202 217V218H200ZM215 216V215H214ZM213 214H212V216L210 215L209 217H211L210 219H212L213 217ZM220 216V215H219ZM217 217L219 220L221 219V218H223V217ZM226 216V215H225ZM228 216V215H227ZM45 217V216H44ZM50 217V216H49ZM54 217V216H53ZM53 217H51V218H53ZM197 217V218H198ZM42 218V217H41ZM55 218V217H54ZM64 218V217H63ZM252 218V217H251ZM255 218V217H254ZM57 219V218H56ZM169 219V218H168ZM230 219V218H229ZM39 220H41V219H39ZM58 220V219H57ZM213 220V219H212ZM233 220V219H232ZM61 221V220H60ZM215 221V220H214ZM220 221H222V220H220ZM228 221V220H227ZM263 221V220H262ZM29 222H30V220H29ZM40 222V221H39ZM42 222V221H41ZM58 222V221H57ZM63 222V221H62ZM203 222V221H202ZM212 222V221H211ZM223 222V221H222ZM258 222V221H257ZM33 223V222H32ZM208 222H203V225L204 224H206L205 226H211V225H209V224H207ZM56 224V223H55ZM61 224V223H60ZM65 224V223H64ZM222 224V223H221ZM230 224V223H229ZM262 223L260 222V225H261ZM19 225V224H18ZM62 225V224H61ZM87 225V224H86ZM262 225H264V221H263V224ZM50 225L48 224V226H46V227H49ZM64 226V225H63ZM39 227L41 228V226L39 225ZM263 227V226H262ZM56 228V227H55ZM63 228V227H62ZM68 228V227H67ZM71 228H73V227H71ZM88 228V227H87ZM52 229V228H51ZM85 225L83 224V225H80V226H76V228L74 227V230H72V231H69V228L67 229V231H62L61 230V232L59 231V233H58V235L60 236L61 235V237L65 240V238H67V237H69L68 239H70V237H73V236H71V233H79V232H84L85 230ZM89 229V228H88ZM24 230V229H23ZM56 230V229H55ZM71 230V229H70ZM84 230V231H83ZM47 231H48V229H47ZM57 231V230H56ZM90 231V230H89ZM207 231V230H206ZM51 232V231H50ZM49 232V233H50ZM88 232V231H87ZM95 232V231H94ZM107 232H108V230H107ZM106 232V233H107ZM204 232V231H203ZM43 233V232H42ZM46 233H48V232H46ZM85 234H86V232H84ZM91 233V232H90ZM80 234V233H79ZM83 234V233H82ZM89 234V233H88ZM93 234V233H92ZM91 234V235H92ZM97 234V233H96ZM95 234V235H96ZM110 234H111V232H110ZM203 234V233H202ZM54 235H55V233H54ZM78 235V234H77ZM85 236V235H84ZM83 236V237H84ZM77 237V236H76ZM79 237V236H78ZM81 237V236H80ZM61 239V238H60ZM67 239V240H68ZM110 239V238H109ZM108 239V240H109ZM91 241V240H90ZM89 241V242H90ZM38 242V241H37ZM70 242V241H69ZM68 242V243H69ZM91 242H93V240L91 241ZM105 242V241H104ZM96 243H98V240H97V242ZM36 244V243H35ZM103 244H105V243H103ZM102 244V245H103ZM94 245V244H93ZM98 245V244H97ZM101 245V244H100ZM38 246V245H37ZM39 246H40V244H39ZM41 247V246H40ZM99 247V246H98ZM101 247V248H100ZM99 247V249L97 250L98 251V253H102L103 254V256L105 255V254H107L106 253V250H108V248H103V246H100ZM104 247H107V245L106 246H104ZM95 248V247H94ZM205 248V247H204ZM204 250V249H203ZM110 251V250H109ZM97 253V254H98ZM101 255V254H100ZM111 257V256H110ZM103 258V257H102ZM108 258V257H107ZM147 258V257H146ZM106 259V258H105ZM143 259V258H142ZM145 259V258H144ZM147 260V259H146ZM145 260V261H146ZM145 263V262H144ZM151 262H149V264H150Z\"/></svg>","mask_w":264,"mask_h":264}]
</instances>
